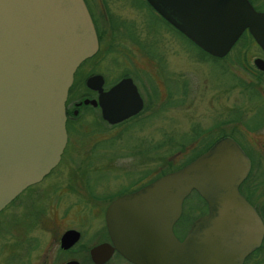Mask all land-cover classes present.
<instances>
[{
  "label": "water",
  "instance_id": "obj_1",
  "mask_svg": "<svg viewBox=\"0 0 264 264\" xmlns=\"http://www.w3.org/2000/svg\"><path fill=\"white\" fill-rule=\"evenodd\" d=\"M145 1L212 57L225 56L244 30L264 53V12L248 0ZM96 49L83 0H0V210L57 164L66 143L64 103L73 72ZM254 64L264 71L262 59ZM124 83L129 80L115 89ZM128 88L134 106L110 119L100 102L104 119L117 122L140 109L134 86ZM248 168L239 146L223 136L183 166L115 198L105 222L116 249L135 264H241L263 233L237 190ZM191 191L207 210L178 241L172 226ZM76 234L67 230L61 241ZM99 250L91 251L96 261Z\"/></svg>",
  "mask_w": 264,
  "mask_h": 264
},
{
  "label": "flooded vegetation",
  "instance_id": "obj_2",
  "mask_svg": "<svg viewBox=\"0 0 264 264\" xmlns=\"http://www.w3.org/2000/svg\"><path fill=\"white\" fill-rule=\"evenodd\" d=\"M83 1L94 27L97 49L93 55L82 60L73 72L70 90L68 89L64 103L65 146L57 164L46 175L38 182L22 189L0 210L1 215L7 207L16 204L14 207L15 210L18 209L16 214L11 212L8 217L0 218V234L3 230L2 225L9 224L11 230L7 228L5 233L10 234L13 238L10 256H14L16 253L21 255V261L24 260V264H32L31 257L25 256V251L37 245L28 237L29 230L37 226L50 231L49 240L47 239L44 245L38 249V253L42 255L39 264H135L125 258L112 242L106 227L105 210L115 198L135 191L159 176L157 169H151L150 171L146 169L119 171V173L124 175L111 176L112 178H124L125 176L126 179L122 184L116 185L115 189L97 190L90 188L84 182L80 187L76 181L77 179H82L88 170L75 166L65 172H67L66 176H69L71 183L75 182L78 184L77 192L81 191V200L85 205L87 215L76 218L75 225L64 227L62 223H58L60 218L43 217V208L40 206V211L37 214H32L30 211L32 201L26 197L25 193L34 189L35 185L42 182L60 164L71 135L77 134L80 136L92 130V127H101L104 130L120 128L121 133L123 129L147 124L160 109L168 107L174 102V99L171 101L172 95H168L170 91L168 92V90L164 89V80L159 79L160 74L156 57L147 51L145 53L140 42L131 34L120 33L121 38L128 36L134 39L136 43H131L130 45L124 43L119 36H114L113 32L115 30L113 31L112 20L107 12L104 0ZM140 1L161 18L145 0ZM92 3H95V8ZM250 4L256 11L264 12V9H259L256 2ZM243 32H246L251 40L239 43L241 48H244L238 51L239 60L237 62H244L241 67L246 72L247 81L241 87L247 102L245 106H238L236 103V105L230 107L229 122L231 131L229 135L226 134L225 136L230 137L239 146L249 161L246 176L238 184L237 190L242 198L253 208L263 226L259 244L243 257L241 264H264V71L254 64L256 58L264 61V53L247 30ZM236 44L237 42L232 45L225 56ZM248 46L254 47L255 52H249V54L251 53L249 55L248 51H245ZM247 55L251 58H247L248 62L245 59ZM225 56L217 58L218 61H221ZM230 73L235 76L231 87L238 86L236 73L232 70ZM89 77H92V80L87 85L86 80ZM122 80H129V83H124V85L115 89ZM182 84V92L184 94L186 84L184 82ZM128 85L134 86L141 102L140 109L122 120L111 123L102 117L100 102L104 104L110 119L114 117L115 112L125 111L126 107L134 106L136 101ZM160 85L165 92L167 91V99L164 102L159 100ZM223 122V119L219 120V126ZM85 124H87L88 129L86 132L83 128ZM92 172L96 173L95 176L97 177L110 178V175L106 172H103L102 175L100 171L98 173L97 171ZM79 176L83 177L80 178ZM182 210L183 202L181 214ZM206 210L205 204V211L202 214ZM180 216L172 226L173 235L178 241L185 237L191 222L196 218L188 225H179L177 221ZM67 230H74L77 234L71 236L72 238H69V242H62L63 233ZM16 247H18L20 254L15 250ZM98 247H100V250L96 254V261L91 256V251Z\"/></svg>",
  "mask_w": 264,
  "mask_h": 264
},
{
  "label": "rangeland",
  "instance_id": "obj_3",
  "mask_svg": "<svg viewBox=\"0 0 264 264\" xmlns=\"http://www.w3.org/2000/svg\"><path fill=\"white\" fill-rule=\"evenodd\" d=\"M253 1L264 9V0ZM104 4L112 20L114 36L120 37L122 32L131 34L140 42L145 53L147 51L156 57L159 79L164 80V89L170 91L168 95H172L171 101L174 99V102L160 109L147 124L123 129L121 133L120 128L104 130L101 127H92L86 132L85 124L86 133L70 136L60 164L34 189L25 193L32 201V214H37L40 206L43 217L60 218L58 223L64 227L75 225L76 218L87 215L81 191L77 192L78 184L71 183L65 171L75 166L88 170L76 182L80 187L84 182L97 190L115 189L116 185L122 184L125 176H111L124 175L119 171L157 169L158 175L168 172L187 160L206 141L216 140L221 134L229 135L230 107L236 103L245 106L247 102L240 84L247 81L246 72L241 67L244 62H237V53L244 48L239 44L241 40L221 61L213 60L203 56L140 0H104ZM92 5L95 8V3ZM121 39L127 45L136 43L128 36ZM246 50L248 54L255 52L254 47L248 46ZM247 58L250 56L247 55ZM231 70L238 78L236 87H231L235 79ZM183 82L186 84L184 94ZM164 89L160 85L159 100L162 102L167 99ZM222 119L224 122L219 126ZM92 171H100L101 175L106 172L110 178L97 177ZM15 205L7 207L0 218L8 217L11 212L16 214L18 209L15 210ZM9 226L2 225L0 264H24L21 255L10 256L13 238L5 233L7 228L11 230ZM49 233L41 226L29 230V239L37 244L25 251L32 264H39L42 255L38 249L47 241ZM15 250L19 253L18 247Z\"/></svg>",
  "mask_w": 264,
  "mask_h": 264
},
{
  "label": "trees",
  "instance_id": "obj_4",
  "mask_svg": "<svg viewBox=\"0 0 264 264\" xmlns=\"http://www.w3.org/2000/svg\"><path fill=\"white\" fill-rule=\"evenodd\" d=\"M250 3H254L253 0H249ZM259 9L263 10L262 8ZM161 19V18H160ZM167 26H169L172 30H174L175 32H177L179 35H181L184 39H186L189 43H191L187 38H185L180 32H178L177 30H175L174 28H172L169 24L166 23V21H164L163 19H161ZM242 42H248L250 41V37L246 32H243L239 38L236 40V42L239 41ZM193 46H195L193 43H191ZM196 47V46H195ZM200 53L210 59L213 60H218L217 58H214L210 55H208L207 53H205L204 51H202L201 49H199L198 47H196ZM243 84V83H240ZM70 90V88H69ZM226 134H221V136H225ZM219 136V137H221ZM219 137H217L216 139H218ZM215 140H208L206 141L201 148L199 147V149L197 151L194 152L193 155H191L187 160H185L182 164L175 166L176 168L173 169H169V171L175 170L181 166H183L184 164H186L187 162H189L190 160H192L195 156H197L198 154H200L201 152H203L205 149H207ZM168 171V172H169ZM166 173L164 172H160L159 175ZM205 211V203L204 201L201 199V197L195 192V191H191L189 193V195L185 198V200L183 201V210H182V214L179 218V220L177 221V224L179 225H188L195 217H197L198 215L202 214Z\"/></svg>",
  "mask_w": 264,
  "mask_h": 264
}]
</instances>
